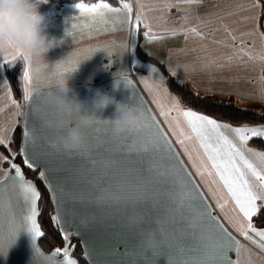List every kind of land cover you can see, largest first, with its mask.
<instances>
[{
	"label": "snow or ice",
	"instance_id": "1",
	"mask_svg": "<svg viewBox=\"0 0 264 264\" xmlns=\"http://www.w3.org/2000/svg\"><path fill=\"white\" fill-rule=\"evenodd\" d=\"M75 7L93 18L100 17L112 31L127 30L132 47L141 25L148 42L178 35H183L185 42L198 38L199 45L176 49L199 52L193 61L180 63L169 54L162 62L172 77L183 84L197 67L208 72L210 80L216 79L214 72L235 71V75L220 79L237 85L243 79L250 85L247 91L209 87L206 92L220 91L238 99L244 96L264 102V0H230L211 6L212 11L207 10L204 0H153L150 4L136 0L134 17L131 0H119L118 7L107 0L79 2ZM172 8L181 23L168 26ZM153 11L165 23L154 24L149 15ZM218 32L223 36L216 38ZM209 44L218 47L210 52ZM102 49L112 57L127 51V44L121 49ZM18 59L23 64L21 100L14 98L8 77L0 75V254L6 255L25 229L32 236L29 264H112L100 258L96 243L74 223L78 206L86 210L143 200L158 203L160 224L173 231L179 229L176 246L183 253L179 264H264V112L241 115L235 123L206 114L172 93L166 83L168 77L150 64L149 75L139 76V83L151 96L156 111L144 101L129 75L119 73L121 78L115 85L122 81L131 89V102L144 114L145 122L140 127H121L119 120L99 118L98 124L106 125L117 137L120 158H95L89 150V133L83 145L71 146L64 141L63 125L70 114L61 113L59 126L50 132L37 125L34 116L45 90L33 65L19 52H4L0 53V73ZM181 69L182 73L178 71ZM152 73L158 75L154 78ZM49 77L58 91L51 73ZM193 95L213 108L238 107L223 100H208L199 92ZM253 141L261 148L250 146ZM75 160L83 163L74 167L70 161ZM81 180L91 185L87 195L69 196L67 185ZM49 200L53 206L50 222L62 244L47 250L38 243L45 235L38 217ZM151 222V215L146 213L138 227L143 231ZM114 254L121 257L118 264H126V248L117 244ZM161 255L171 264L166 254L156 255L153 245H144L135 264L141 260L156 264Z\"/></svg>",
	"mask_w": 264,
	"mask_h": 264
},
{
	"label": "crops",
	"instance_id": "2",
	"mask_svg": "<svg viewBox=\"0 0 264 264\" xmlns=\"http://www.w3.org/2000/svg\"><path fill=\"white\" fill-rule=\"evenodd\" d=\"M79 2L91 4L98 2V0L91 2L74 1L60 3L48 1L40 6V10L45 14V11L49 8L62 12L60 16L57 14L55 17L46 16L50 21L46 31L62 39L61 43L51 48L45 54L44 59L49 64V67H51L56 60L66 56L73 48L79 52L81 58L91 56L80 64L79 69L69 77L68 83L77 94V98L83 101L90 110H95L96 115L101 119L114 120L117 117L116 101L122 103L131 102V89L126 88L122 81L119 86L115 85V80L121 78L119 75L121 72L129 75V78L133 80V83L143 96L144 101L147 102L148 106H150L153 111H156L155 105L151 102V96L143 88V85L139 83V76H147L150 72V67L144 68L142 65L146 63L155 65L159 73L167 77L170 73L167 71V64L162 62L167 61L169 54H171L174 61L180 63L191 62L196 58L199 52L193 53L189 51L184 53L177 52L176 49H191L199 45L201 41L198 38H190L185 42L183 35H178L176 37L169 36L162 40L148 42L143 38V26L141 25L134 45L130 47L128 43L130 36L127 30L112 31L111 25L105 24L100 17L93 18L88 14L80 12L79 9L75 7V4ZM131 2L134 6V17L136 0H131ZM142 2L150 4L153 0H142ZM229 2L230 0H204V3L209 6L207 9L208 11L213 10L211 7L213 5L221 6ZM112 4L114 7H118L119 0ZM169 12L173 15L168 19L167 25H179L181 21L175 15L177 10L172 8ZM149 15L153 18L154 24L165 23L159 20L158 12L153 11L150 12ZM261 23H264V18H262ZM73 25H75V27H73ZM105 29L108 30L106 31ZM222 36V32L216 34V38ZM125 42L127 44V51L122 55L113 53L112 57H108L105 50L102 49L104 46L110 49H121L125 46ZM217 47V45L209 44L208 50L211 52ZM137 49H140L146 55L159 62L164 69L161 68L158 63L142 60L137 54ZM132 51L142 63L141 66H130L129 60L132 57ZM110 61L111 64L109 65ZM17 62L21 64V69L19 71L20 96L16 97L14 93L13 96L19 101L22 99L23 95L22 88L20 87V75L22 73L23 64L19 59ZM106 65L109 66L106 67ZM129 68L131 70H128ZM5 69L0 75L7 77ZM178 71L182 73V69ZM235 74V71L232 73L227 71L214 72L212 75L215 76L216 79L210 80L209 73L197 67V70L191 73V79L185 80L184 83L200 94H208L220 98L221 100L231 101L245 109L258 106L257 108H260L258 110L263 112L264 102L262 101L249 99L244 96L238 99L235 94L230 96L223 95L220 91H216L215 93L206 92V89L209 87L215 89L223 88L225 91H228L230 88L239 87L242 92L247 91L250 85L243 79L240 80L238 85L235 83L229 84L226 80L220 79L222 76L226 77ZM152 75L155 78L158 74L152 73ZM173 78L176 79V77ZM49 79L50 77L47 73L43 74L41 77L45 95L39 101V111L36 112L34 119L39 127L50 132L59 126L61 112L55 103V97L58 91L52 87V84L49 83ZM176 81L178 80L176 79ZM52 83H55L54 79ZM98 93L111 97L112 101L103 107H96L95 101L99 98ZM68 95L72 96L73 92L70 91ZM42 113L45 114L43 117L41 115ZM89 134V150L92 152L93 157L99 158V155H103L105 158L119 160L120 152L118 151L117 137L111 131L107 130L106 125L97 124L94 130ZM250 146L254 145L251 144ZM2 150L3 149H0V151ZM184 159L186 160V157ZM82 163V160L70 161V164L74 167H79ZM100 186L103 187V183ZM90 187L91 185L87 180H81L79 183L70 182L67 185L68 195L72 196L79 194L81 196H86ZM86 213L94 215V222L89 223L87 227H82V231L85 232L87 238L96 243L97 249L100 252V258H107L112 261V264H118V261L121 259L120 256L114 254V249L117 244L121 246V249H127V256L124 258L126 264H135L144 246L142 242L143 231L139 229L138 225L144 220L146 213L151 215L152 222L147 224L145 229L156 228L158 231L157 242L153 244L155 254H166L171 264H179L183 257V253H181L176 246V242L180 236L179 229L177 228L173 231L171 228L165 227L159 223L161 215L159 213V205L156 202L141 200L135 204H121L116 207H105L101 204L99 206H90L86 210L78 206L74 223L79 225L81 216ZM148 254H151V250L148 251ZM31 255V233L25 229H21L15 242L10 245L7 254H0V264H29ZM140 264H143L142 260ZM149 264H151V261ZM156 264H168L167 257L164 255L159 256L156 259Z\"/></svg>",
	"mask_w": 264,
	"mask_h": 264
},
{
	"label": "clouds",
	"instance_id": "3",
	"mask_svg": "<svg viewBox=\"0 0 264 264\" xmlns=\"http://www.w3.org/2000/svg\"><path fill=\"white\" fill-rule=\"evenodd\" d=\"M47 2L48 0H0V53L19 52L33 65L35 74L40 78L45 73L52 74L58 89L55 97L58 109L61 113L70 114V119L63 125V139L68 145L79 146L86 143L87 135L96 127L99 117L95 110H90L77 98L68 80L79 69L80 64L91 56L81 58L73 48L49 67L44 59L45 54L61 43L62 39L46 31L50 21L40 10V6ZM70 91L73 92L72 96L68 95ZM98 97L95 101L98 108L112 101L105 94L98 93ZM115 103L118 115L114 120H119L121 127H140L144 124L145 116L134 103ZM93 219V214L86 213L81 216L79 224L87 227ZM157 238L156 228H146L142 232L144 245L152 246Z\"/></svg>",
	"mask_w": 264,
	"mask_h": 264
},
{
	"label": "trees",
	"instance_id": "4",
	"mask_svg": "<svg viewBox=\"0 0 264 264\" xmlns=\"http://www.w3.org/2000/svg\"><path fill=\"white\" fill-rule=\"evenodd\" d=\"M50 2H74V1H96V0H48ZM110 3H116L117 0H107ZM137 54L142 60H147L153 63H158V65L161 66L159 62L151 58L150 56L146 55L144 52H142L140 49H137ZM21 69L20 62H16L15 65L11 67H7L5 69V73L9 79L10 86L12 88V91L16 97L20 96V88H19V71ZM164 69V68H163ZM168 79L166 80L167 86L169 87V90L173 92L174 94L181 97L182 101L186 104H189V106H192L196 108L197 110H203L206 112V114L214 115L217 118H222L225 120H229L230 122H237L238 118L241 115L245 116H252V114L255 112L251 110L248 113L241 114L239 109H245L242 108L235 103L231 101L223 100L225 103H231L232 105L238 106L232 109H224L222 107L219 108H213L210 107L206 101H199L194 98V93H196L190 86H188L186 83L180 84L178 81H176L175 78H173L171 75L167 76ZM200 94V93H199ZM201 97H207L208 100H221L218 98H215L214 96L208 95V94H200ZM250 110V109H249ZM252 145L261 148V145L257 141H253ZM19 159V158H18ZM29 178H32V174H29ZM38 187L41 188L42 191H44L43 186L39 180L36 181ZM52 207L49 201H45V206L42 209V213L38 219L40 220L42 224V228L45 232L44 237L38 239V243L42 246V248L50 250L52 247L60 246L62 244V240L58 234V231L54 228V226L50 222V214L52 212ZM77 253L80 252V248L76 249Z\"/></svg>",
	"mask_w": 264,
	"mask_h": 264
},
{
	"label": "rangeland",
	"instance_id": "5",
	"mask_svg": "<svg viewBox=\"0 0 264 264\" xmlns=\"http://www.w3.org/2000/svg\"><path fill=\"white\" fill-rule=\"evenodd\" d=\"M46 12V16L47 17H55L56 16V14L57 15H61V11H59V10H55V9H52V8H49L47 11H45ZM128 43H129V46L130 47H132V42H131V38H129V41H128ZM134 61H135V63H134ZM129 64H130V66H132V67H139V66H141L142 65V63L140 62V60L138 59V57H136L135 55H134V52L132 51V57H131V59L129 60ZM142 66H144V68H147V67H149L150 66V64H148V63H146V64H143ZM216 98V97H215ZM218 99H220V98H218ZM258 106H252L250 109L251 110H253V111H259L260 112V110H258V109H260V108H257ZM264 112V111H263Z\"/></svg>",
	"mask_w": 264,
	"mask_h": 264
}]
</instances>
